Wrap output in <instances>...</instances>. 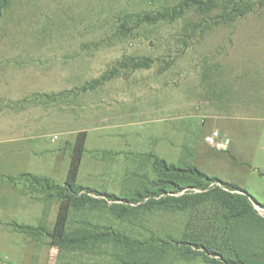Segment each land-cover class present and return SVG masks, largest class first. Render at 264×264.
I'll return each mask as SVG.
<instances>
[{"label": "rangeland", "instance_id": "1", "mask_svg": "<svg viewBox=\"0 0 264 264\" xmlns=\"http://www.w3.org/2000/svg\"><path fill=\"white\" fill-rule=\"evenodd\" d=\"M186 1L0 0V103L15 111L54 104L62 129L80 133L104 120V149L123 151L99 155L104 176L94 178L86 152L78 183L115 194L118 205L132 210L119 218L108 205L86 207L72 213L70 228L88 222L140 241L189 233L196 224L189 211L140 209L149 198L127 202L156 192L164 178L152 154L240 186L264 219V0H233L251 8L235 20L221 9L188 8ZM144 60L150 68L135 65ZM215 132L211 146L206 138ZM58 133L63 183L71 144L67 133ZM211 188L228 191L216 181ZM32 197L0 175V264H119V250L111 247L59 252L45 233L29 238L13 231L15 223L53 229L59 202ZM201 210L210 215L216 205ZM252 225L245 219L238 229V244L249 252L264 248V228ZM258 254L264 259V251ZM160 264L212 263L176 252Z\"/></svg>", "mask_w": 264, "mask_h": 264}, {"label": "trees", "instance_id": "2", "mask_svg": "<svg viewBox=\"0 0 264 264\" xmlns=\"http://www.w3.org/2000/svg\"><path fill=\"white\" fill-rule=\"evenodd\" d=\"M185 6L194 7L207 14L215 9H221L231 20L251 11V8L233 0H187ZM222 21L225 22L223 17ZM135 65L138 68H150L148 60ZM86 139V132L77 135L71 151L67 180L62 185L52 178L30 173L6 177L11 184H22L24 195L32 199H35L32 197L33 193H37L43 197L44 203L59 202L57 218L51 231L42 225L18 223L14 224L13 231L29 238L45 233L51 241V246L57 248L59 252L84 251L89 254L99 246L111 247L119 250L118 254L114 255V261L119 264H160L167 255L176 252H182L183 257L198 255L212 264H264V259L258 254L264 251V248L259 247L260 249L249 252L238 244L241 221L247 219L253 223L254 228H264V219L258 216L254 209L253 201L256 203V200L238 185L212 178L191 164L183 166L169 164L155 154H152L154 169L164 177L156 184V192L136 194L127 202L131 205L149 198L140 209L189 211L192 214L190 217L193 218L191 221H196L194 226H190L189 233H185L181 239H171L169 245L167 240L155 241V238L135 240L113 227L88 222H83L75 229L70 228L72 213L86 207L92 209L108 205L119 218L126 217L132 210L129 206L118 205L116 201L120 198L115 194L78 184L80 166L86 152ZM215 181L228 188V191L219 188L206 190L208 184ZM159 196L161 198L158 199ZM206 204L216 205V211L206 215L201 210ZM262 207L264 208V205ZM247 230L259 234L258 231Z\"/></svg>", "mask_w": 264, "mask_h": 264}, {"label": "crops", "instance_id": "3", "mask_svg": "<svg viewBox=\"0 0 264 264\" xmlns=\"http://www.w3.org/2000/svg\"><path fill=\"white\" fill-rule=\"evenodd\" d=\"M12 107L7 102L0 103V160L13 159L9 165L0 161V175L18 177L21 174L30 173L52 178L58 184H64L70 168L71 151L80 131L62 129L61 112L59 107L54 104L37 106L27 104L19 111L13 110ZM68 122L71 121L68 120ZM120 127H123V125ZM116 128H119V126L117 125ZM61 130L67 133L70 139L72 138L66 143V145L71 144V149L69 164H66L64 171L66 177L63 183H59L58 179L63 150L57 141L59 140L58 132ZM84 132L87 133L86 152H89L91 157L90 164L87 166L88 176L92 178L104 176V159L99 155L104 156V151L118 153L123 151H118L113 147L104 149V120L93 127L85 129ZM92 134L93 136H91ZM155 140L157 142L159 139L156 138ZM85 154L78 179L84 170ZM100 161H103L102 164H100ZM95 168L99 169L96 170ZM3 169H6L7 173H4ZM13 169L14 171H12ZM30 199L32 198L30 197Z\"/></svg>", "mask_w": 264, "mask_h": 264}, {"label": "built area", "instance_id": "4", "mask_svg": "<svg viewBox=\"0 0 264 264\" xmlns=\"http://www.w3.org/2000/svg\"><path fill=\"white\" fill-rule=\"evenodd\" d=\"M219 134L217 132H215L212 136L206 138V142L211 145L214 146L218 140Z\"/></svg>", "mask_w": 264, "mask_h": 264}]
</instances>
